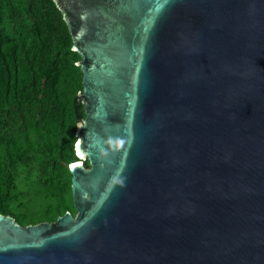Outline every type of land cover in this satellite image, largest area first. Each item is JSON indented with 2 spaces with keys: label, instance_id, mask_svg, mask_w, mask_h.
<instances>
[{
  "label": "water",
  "instance_id": "obj_1",
  "mask_svg": "<svg viewBox=\"0 0 264 264\" xmlns=\"http://www.w3.org/2000/svg\"><path fill=\"white\" fill-rule=\"evenodd\" d=\"M52 2L82 74L77 214H0V264H264V0Z\"/></svg>",
  "mask_w": 264,
  "mask_h": 264
},
{
  "label": "trees",
  "instance_id": "obj_2",
  "mask_svg": "<svg viewBox=\"0 0 264 264\" xmlns=\"http://www.w3.org/2000/svg\"><path fill=\"white\" fill-rule=\"evenodd\" d=\"M71 45L52 0H0V140L5 145L0 163L13 167L17 160L40 158L52 172L40 182L60 200L44 210V220L35 221L16 215L0 197V214L19 224L55 221L72 204L68 165L77 160L73 129L85 114L77 96L82 91L80 58ZM6 177L8 196L12 178L9 172Z\"/></svg>",
  "mask_w": 264,
  "mask_h": 264
},
{
  "label": "rangeland",
  "instance_id": "obj_3",
  "mask_svg": "<svg viewBox=\"0 0 264 264\" xmlns=\"http://www.w3.org/2000/svg\"><path fill=\"white\" fill-rule=\"evenodd\" d=\"M73 133L75 135L76 126L73 129ZM4 147L5 145H3L0 140V154L4 152ZM76 161H78V159ZM4 163V165L0 163V192L2 193L0 197L2 201H6L12 212L18 216H34L35 218L33 219H35V221L44 220V210L50 205L60 203L59 199L53 197L51 191L50 193L44 190L40 182L41 177H44L45 181L50 179L52 172L49 167L47 168L44 165V161L40 158L37 160H32L31 158H26L24 161L17 160L13 167L9 166L8 162L5 160ZM7 172L10 173L12 178V188L9 190L8 196L4 194ZM65 178L66 177L62 178L61 176L60 180ZM61 189H64V187ZM68 211L71 212L73 216L77 214L73 207V203ZM21 225L26 226V223H21Z\"/></svg>",
  "mask_w": 264,
  "mask_h": 264
}]
</instances>
